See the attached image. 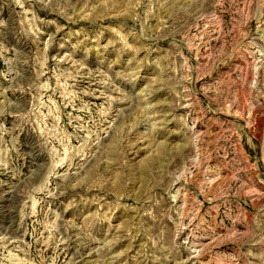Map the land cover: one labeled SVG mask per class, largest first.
I'll list each match as a JSON object with an SVG mask.
<instances>
[{"label":"rangeland","instance_id":"374dc122","mask_svg":"<svg viewBox=\"0 0 264 264\" xmlns=\"http://www.w3.org/2000/svg\"><path fill=\"white\" fill-rule=\"evenodd\" d=\"M0 264H264V0H0Z\"/></svg>","mask_w":264,"mask_h":264}]
</instances>
